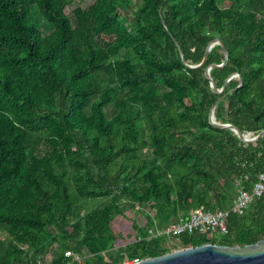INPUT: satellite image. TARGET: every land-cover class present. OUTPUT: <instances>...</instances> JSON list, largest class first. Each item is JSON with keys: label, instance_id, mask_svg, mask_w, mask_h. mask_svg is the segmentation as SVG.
Returning a JSON list of instances; mask_svg holds the SVG:
<instances>
[{"label": "trees", "instance_id": "16d2710c", "mask_svg": "<svg viewBox=\"0 0 264 264\" xmlns=\"http://www.w3.org/2000/svg\"><path fill=\"white\" fill-rule=\"evenodd\" d=\"M72 3L0 0V264H121L264 239V195L226 234L149 238L198 209L229 210L241 179L251 188L264 172V136L209 120L221 98L217 123L264 130V0H94L67 13ZM216 38L222 93L206 76L220 45L191 67Z\"/></svg>", "mask_w": 264, "mask_h": 264}, {"label": "water", "instance_id": "95a60500", "mask_svg": "<svg viewBox=\"0 0 264 264\" xmlns=\"http://www.w3.org/2000/svg\"><path fill=\"white\" fill-rule=\"evenodd\" d=\"M164 23V21H162ZM175 43L178 45L177 41ZM220 45L223 49L225 60L220 65H210L206 69V76L211 82V87L213 88L214 92L222 93L226 87V84L221 88L218 89L210 75V71L214 67H222L227 63V49L224 43L216 38L213 39L209 45L207 46L206 53L204 56L203 61L197 66H191L193 68H197L202 66L211 51V49L216 46ZM180 49V48H179ZM181 56L183 61H185L182 51ZM239 78L240 85L243 84V79L240 74L235 73L231 75L227 82L232 78ZM221 101V98L218 99L215 105L212 107L209 115V120L211 123L215 124L216 126L228 128L234 131L237 136L245 142H255L264 136V130L261 131L257 136L254 138H250V134H244L238 128L231 124H219L215 121L214 110L216 105ZM135 264H264V239L258 241L255 244L246 245V246H221L217 244H203L196 247H189L174 250L168 252L164 255H160L157 257H150L145 258Z\"/></svg>", "mask_w": 264, "mask_h": 264}, {"label": "built area", "instance_id": "2783aa9c", "mask_svg": "<svg viewBox=\"0 0 264 264\" xmlns=\"http://www.w3.org/2000/svg\"><path fill=\"white\" fill-rule=\"evenodd\" d=\"M251 135V134H250ZM249 135V136H250ZM255 136H250L254 138ZM249 176L237 184V194L233 206L229 210L217 208L215 210L205 211L204 209L196 210L189 218L181 217L177 222L166 225L162 228H151L149 230L150 237H179L183 234H193L198 232L209 236H218L228 233L227 220L231 213L243 215L250 205L264 195V172L257 175V179L252 182L251 188H248L246 182ZM65 255L73 257V261L82 262V257L74 254L72 251H66ZM49 257V256H48ZM46 257L44 261H38V264H48L51 261ZM141 261L139 258H125L121 264H135Z\"/></svg>", "mask_w": 264, "mask_h": 264}, {"label": "rangeland", "instance_id": "374dc122", "mask_svg": "<svg viewBox=\"0 0 264 264\" xmlns=\"http://www.w3.org/2000/svg\"><path fill=\"white\" fill-rule=\"evenodd\" d=\"M94 2V0H73L72 5H70L67 9L66 12L69 13L71 12L72 9H74L76 6H82L83 8H87L88 6H90L92 3ZM39 29L42 31V33L44 35H47L50 33V30L45 27L43 19L41 20V23L39 25ZM251 136V135H250ZM151 215H154V211L151 209L147 210ZM126 215L128 217L129 220H134L137 221L140 224H144L146 223L147 218L145 217V215L143 213H136L133 210L127 211ZM167 247H172L175 244H179V240H172V238L167 237V242L165 243ZM50 255L48 257V259H50Z\"/></svg>", "mask_w": 264, "mask_h": 264}]
</instances>
